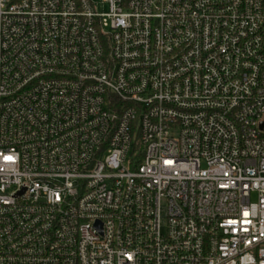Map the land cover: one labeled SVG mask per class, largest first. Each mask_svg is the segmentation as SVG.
<instances>
[{"label":"built area","instance_id":"built-area-1","mask_svg":"<svg viewBox=\"0 0 264 264\" xmlns=\"http://www.w3.org/2000/svg\"><path fill=\"white\" fill-rule=\"evenodd\" d=\"M0 0V264H264V0Z\"/></svg>","mask_w":264,"mask_h":264},{"label":"rangeland","instance_id":"rangeland-1","mask_svg":"<svg viewBox=\"0 0 264 264\" xmlns=\"http://www.w3.org/2000/svg\"><path fill=\"white\" fill-rule=\"evenodd\" d=\"M93 2L96 4L97 9L99 11H106L107 10V5H106V3L102 2V0H93Z\"/></svg>","mask_w":264,"mask_h":264},{"label":"water","instance_id":"water-1","mask_svg":"<svg viewBox=\"0 0 264 264\" xmlns=\"http://www.w3.org/2000/svg\"><path fill=\"white\" fill-rule=\"evenodd\" d=\"M264 126V122H262L261 124H260V127H263Z\"/></svg>","mask_w":264,"mask_h":264}]
</instances>
